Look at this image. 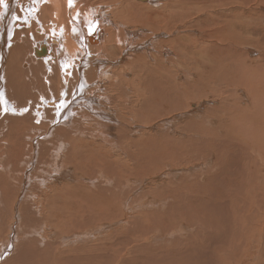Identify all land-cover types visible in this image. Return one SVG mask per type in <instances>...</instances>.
<instances>
[{
  "label": "bare ground",
  "instance_id": "1",
  "mask_svg": "<svg viewBox=\"0 0 264 264\" xmlns=\"http://www.w3.org/2000/svg\"><path fill=\"white\" fill-rule=\"evenodd\" d=\"M166 1L2 0L0 3V151L3 152L2 156L0 152V215L8 212L11 216L3 229V232L7 231L6 236L0 237V256L12 252L0 264L25 251L19 244L15 246V232L20 231L18 228L22 223L37 222L36 230L31 228L22 236H37L43 244L38 234L41 228H45L42 224L44 217L38 212L34 213H38L39 221L31 216L36 210L33 206L37 185L46 188L52 180L72 176L78 178L76 182L55 187V191L77 196L79 193L75 194L71 186L79 185V179L84 177V183L90 184L93 190L97 187V193L94 195L93 190H89L77 197L80 200L78 205L85 207L88 204L92 220L97 216L108 220L103 210L109 211L115 204L97 210L87 201L97 199L101 204L108 197L125 200L129 189L137 186V204L143 206L142 199H148L144 197L141 183L145 181L149 166L156 165L155 161L161 162L151 160L153 154L161 158V154L151 149H154L153 144L156 143L158 148L159 141L161 144L166 139L167 147L182 143L186 148L183 152L174 151L173 162L169 165L178 167L176 161L180 165L188 160L185 166L190 169L183 180L189 185L182 186V189L185 186L193 189L191 183L197 182L196 178L202 180L215 163L222 172L212 176L229 180L224 187L220 181L214 182L203 192L206 196L212 192L228 195L232 204L226 210L232 216L238 211L232 220L230 215L220 221V227L225 225L221 231L226 240L216 239L213 244H228L222 256L227 260L224 264L239 263L247 244L246 238L255 223L261 224L260 231L264 232V210H261L264 209V127H259V120L264 122V54L262 59L256 60L260 62L257 64L248 58L253 51L264 52V48L253 45L254 42L264 44V14L259 12V7L264 9V0L220 3L217 7H226L229 12L228 16H219L217 21L208 18L210 15L204 16L201 11L208 3L205 0ZM205 20L218 29H197L192 38L188 29ZM257 22L263 34L250 38ZM180 47L186 52L184 57ZM255 75L259 76V82H256ZM236 83L248 91L249 109L245 108L246 97L241 92L232 89L230 92V86ZM109 86L118 90L114 96L107 94ZM203 101L210 102L205 108L209 113L206 116L202 115L203 112L202 116L194 114L202 108L200 104L188 118L186 113L185 116L181 113L171 117L183 109L182 104L187 108L191 102ZM256 110L258 112L254 115ZM182 118L187 119L174 127ZM225 120L229 124L222 129L217 123ZM190 122H197L195 129ZM242 127L247 130L248 137L258 143L257 151L252 143L247 144L245 150L259 165L240 170L244 161L235 158L240 166L235 162L232 168L236 170L230 173L223 166L224 158L220 159L224 145L216 148L221 151L217 155H199L203 149L197 147L204 141L205 134H213L218 141L223 138L236 141L241 137L239 131L245 132ZM201 128H206L204 134L200 132ZM131 137H136L133 143H130ZM188 140L194 143H188ZM66 150L67 153L77 150V154H64ZM7 152L11 153L9 158ZM158 152H161L160 147ZM71 160L79 163L73 164V169L67 164ZM247 160L252 158L249 156ZM18 163L21 168L17 167ZM177 173L170 171L167 176H176ZM128 174L129 179L136 178L134 183L129 180L125 184ZM121 185L124 186L121 188ZM195 195L185 201L189 203L198 199L197 193ZM238 195L243 200L240 206ZM6 202L10 205L12 202L14 212L13 208L5 210L3 204ZM207 205H202L206 221L193 217L191 209L189 212L190 227L200 229V237L202 232L209 234L211 226L216 227L209 219ZM96 221L99 223L101 219ZM78 226L67 230L73 234L86 228L84 223L79 222ZM107 226L103 224L97 228L101 230ZM184 228H171V231H185ZM171 231L172 237L174 231ZM57 234L61 235V232ZM228 237L230 241H227ZM60 242L70 244L64 239ZM262 242L264 246V237ZM64 251L56 253L63 254ZM227 254L228 258L224 259ZM102 259L100 257L102 263L98 257L95 261L103 264ZM18 260L16 262L22 263L21 259ZM258 261L260 259L255 257V263Z\"/></svg>",
  "mask_w": 264,
  "mask_h": 264
},
{
  "label": "rangeland",
  "instance_id": "2",
  "mask_svg": "<svg viewBox=\"0 0 264 264\" xmlns=\"http://www.w3.org/2000/svg\"><path fill=\"white\" fill-rule=\"evenodd\" d=\"M205 1H207L208 3L204 5L205 9L201 10L205 13L204 16L210 15L208 18L214 21L220 20L219 16L221 15L225 14L226 16H228L227 12L229 11L227 10L226 7H217L218 4L226 2L227 0L225 1L205 0ZM160 2L165 3L167 1L160 0ZM251 4H254V2H252ZM180 11L182 12V10ZM259 12L260 14L263 15L264 9H262V7H259ZM258 25L259 24L257 22L254 28L252 29L254 33L251 34L250 38L262 36L263 31L258 28ZM202 28L208 29L210 31H212L213 29H218L217 27L213 26L210 21L205 20L204 22L203 21L196 22L195 25L190 27L187 32L191 35L192 38H194V35H196L195 31H197V29H202ZM253 45L264 48V44L260 42L257 43L254 42ZM180 49L181 52H183L184 54L183 57H184L186 55V52L183 49V47L182 48L180 47ZM263 54H264L263 51H253L252 54H248V58L249 60H254V62L257 64L260 62H256V60L258 58L262 59ZM238 70L241 72V68H239ZM255 77H256V82H259V76L255 75ZM215 85H217V82ZM231 89L233 91H236L237 93L241 92L246 97V101L244 102L246 107L243 104L241 105V107L243 108L245 107L249 109L250 108L249 102L247 103V101H249V96L247 93L248 91H246V89L242 86V84L236 83V85L230 86L229 89L230 92H232ZM106 92L108 95L114 96L115 93L118 92V90L112 86H109L106 89ZM242 99L244 98L242 97ZM182 101L184 102L183 99ZM209 103H210L209 101H203L198 103L191 102L187 108H185L184 105L182 104L183 109L181 111H178V113L173 114L171 117H175L176 115L181 113L182 116H185L184 113H186L188 118L191 116L192 111L196 109V106H199L200 104L202 105V108L198 111V113H194V114L200 115L203 112L202 115L206 116L209 113L206 111L205 108L207 105H210ZM257 112L258 110L254 111L253 112L254 115H256ZM224 118L228 119L226 117ZM186 119L185 118L180 119L179 123L174 124L173 126L178 127V125H182ZM164 120L166 121V119ZM190 123L192 128L194 127L195 129L196 126L195 124H197V122H190ZM217 124H220L223 129L228 127L229 121L225 120L224 122L222 123L218 122ZM259 127H264V122H262V119L259 120ZM205 129L206 128H201L200 132H203V130ZM242 129L245 130L246 134L243 131H239L241 137L240 139L239 138L236 139V141L232 140L231 138L229 140H224L223 138L224 136L221 137L223 138V141H218V139L213 138L214 137L213 134H209V133L205 134L204 141L201 142L202 144L200 143L197 147L203 149L201 152H199V155L201 157L205 156V154L208 153L212 155L213 154L217 155L221 151L217 150L216 148H218L221 145H224L223 146L224 151L222 152L223 155L220 156V159L224 158L223 166L228 170H230V173H232L233 169L236 170V168H232V167L235 166L234 164L235 162H237L238 159L244 161L243 169L240 170H250L251 169L250 167L259 165L258 161L255 160V158L251 156L249 152L246 154L247 151L245 150L246 147L248 148L247 144L251 145L252 143V145L255 147V150L257 151V148H259L258 143L253 141L251 139L252 138L251 136L248 137L247 130L245 128L242 127ZM240 134H238V136H240ZM206 138L208 139V141L206 140ZM135 139L134 137H131L130 143H133L132 141ZM189 141L190 140H188L187 142L192 144L194 143V141L192 142V140L190 142ZM197 142L195 141V143ZM167 143H168L167 139L161 141V144L159 141V147L161 149V152H158L159 147L158 148L155 147L156 143L153 144L154 149L153 148L151 149L152 152L161 154V158H157L156 157L157 155L153 154L151 160L159 159L161 162L157 163L155 161L154 163H156V165L158 164L157 166L156 165L149 166L150 168L147 171V175L146 177H144L145 181L141 183L143 187L141 190L145 194L144 197L148 199V200L144 198L142 199V201L145 203L143 206L137 204L136 195H138V191L135 192L137 186L136 187L133 186L132 188L129 189V192L126 195L125 200L108 197L106 198V201H101V204L98 203L97 199H92L90 201H87L92 208L97 210H103L104 207H109V205L115 204L112 208L109 209V211L103 210L104 214L108 215L107 217L108 220H102L101 216L100 217L97 216L92 220L90 218V213H89L90 210L88 208V204L85 207L83 205L80 206L78 205V201L80 200H78L77 197L87 193L89 190H93V187L90 184L84 183L85 181L84 177L79 179V185L71 186V188L74 189L75 194L79 193L77 196L71 194L64 195L59 191H55L56 189L55 187H59L63 184H67L70 182H76L78 178H74L72 176L65 177L62 179L52 180L51 182H48L46 184V188H43L41 186L39 187V185H37V187L35 188L36 191L34 192L35 205L33 206L34 208H36V210L35 209L33 210V215L31 214V216L36 217L38 221L39 218L36 216L38 215V213H40V215L44 217V219L42 220V224L45 226V228L44 229L41 228L40 229L41 231L38 234L43 239L42 241L43 244L42 245L40 244L41 239H38L37 236H30V237L22 236V235H26V233L30 231L29 229L31 228H35L36 230L37 222L31 220L25 225L21 221L22 223L21 227L18 228L20 231L17 232L16 230L15 232V234H17L15 235V241H16L15 246L19 244L21 247H24L25 251L17 254V257L16 255H12L9 258V260H7L4 263L5 264H17V263L18 264H100L99 263L101 262L100 257L102 259L105 256L102 259V261H104L103 264H222V263L224 264L227 260H223L222 256H223V252L228 249V244H218V243L217 245L216 244L213 245V244L217 242L216 239L221 242L226 240V236H224L223 231H221L222 229L225 228V225L223 224V228L220 227V221H222V219H224L225 217H229L230 215L231 216L229 217V219L231 218L230 220H232L234 216L237 217L236 215L238 214V211H235L234 215L232 216V214H229V211L226 210L227 209L226 207L228 206V208L229 207L231 208V204H232L229 198L227 197L228 195L222 196L219 193L212 192V194L206 196L205 194L203 195V192H206L207 189L211 188L214 182L220 181L221 182L220 184H222L224 187V185L227 184L229 180H226L223 176L220 177V180L215 179L214 176H216V173L222 172V169L220 167L218 168L215 163L214 168H211V170H209L206 173V175L203 177L202 180H198L196 178L197 182H192V181L189 182V183L192 182L191 184L194 185L192 187L193 189H189L188 186H185V188L182 189V186L189 185L188 183H186V181L183 180V178L185 177L184 174L188 172V169H190V167H187L188 165L185 166V163H187L188 160L180 165L176 163L177 162L176 161L175 166L178 165V167H174V166L170 167L169 165L173 162L171 161V158H173V155L175 154L174 151L183 152L186 151V148L185 145L182 143L180 145L174 144L175 147L172 146V148H170L167 147L169 145V144L167 145ZM134 144H137V142L136 143L134 142ZM100 147L103 148V146ZM230 149H233V152ZM0 152L2 156L3 152L2 151ZM74 152L77 154V150L75 151L70 150L68 153L66 150L64 154L75 155ZM4 153H6V151H4ZM10 154H11L10 152H7L8 158ZM249 156L252 158L251 161L247 160V157ZM177 157H180V155ZM235 158L237 159L236 161L234 160ZM195 162L196 161H194L193 163ZM67 164H69L71 169H73L74 167L73 164H79V163L77 162V160H71L68 161ZM228 165L229 167H227ZM19 166L20 168L22 167L21 164H19L17 167ZM236 166H240V163H238ZM261 169L263 168L261 167ZM235 170H233V172ZM100 171L103 172L102 170ZM170 171H178V173L176 176L168 177L167 175L170 174ZM209 178H211L210 179L211 181H208ZM127 179L128 180L125 182V184H128L129 180L131 181V183H134L133 181L136 180V178L129 179V174L127 175ZM182 182L183 184H181ZM87 183H90V181ZM123 186L124 185H121V188ZM95 189H97V187ZM95 189L93 190L94 195L97 193ZM37 191L40 194L37 193ZM42 191H44L45 193L43 194ZM5 192L6 193L8 192V188H6ZM182 193H184V195ZM196 193L198 198L195 199L196 201L193 199L189 201V203L185 201L189 196L190 197L196 196L195 195ZM178 197L180 199H178ZM206 197L210 198L208 202H207L208 198ZM236 198L239 200L238 203L240 206L243 200L240 199L241 198L240 195H238ZM173 199H175V201L171 203V200ZM183 200L185 202L182 203ZM84 201L86 200H83V202ZM201 201L203 203L209 204L207 206L210 208V211L206 210L209 213V217H210L209 219H211L213 225H216V227H218L220 230H218L216 227L211 226L210 229L211 228L212 229L210 230V233L207 234L206 231L202 232V236L200 237L199 236V233H201L200 229L196 227H190V221L188 220V217L189 215L192 214L193 217L194 215L196 218L198 217L197 220L198 219L203 221L207 220L202 207L203 203ZM227 201L230 203H227ZM52 204H54L55 206H52ZM123 204H126V206L124 207ZM11 205L9 204V202H6L5 204H3V207L5 208V210L6 209L10 210L11 208H13V212H14L15 208ZM220 207L222 210L221 209L219 210ZM190 209H191V214L189 213ZM261 210L264 209L261 208ZM34 212H38V213H34ZM7 213L8 212H5L0 215V237H5L7 234V231L3 232V229L6 227V220L11 217L10 214ZM200 213L201 214L203 213L204 219ZM180 216L181 218L183 217L182 220ZM97 219H101V222L98 223L96 221ZM194 220L196 219L194 218ZM79 222L84 223V225H86L85 226L86 228L79 230L73 234H70L68 231L69 228L71 229V228L79 227L78 226ZM103 224H107L109 226L99 230L97 227ZM184 226H185L184 228L185 231L183 230L171 231V228H175L176 230L177 228L180 229L183 228ZM65 227L67 228L65 229ZM188 227H190V230L187 229ZM261 228L262 225L259 223H255V225L251 228L252 233L246 238L247 241V244L245 246L246 249L244 248L243 255L240 258L238 264H264V246L262 242L264 237V232L261 233L260 231ZM58 231L61 232V235L57 234L59 233ZM63 231L67 232L68 234H65V232ZM170 231L171 232L174 231L172 233L173 234L172 237ZM77 236H80V238H77ZM228 238L227 241H230L231 238L230 237ZM61 239H64L66 243H70V244L67 245L64 244L63 242H60ZM116 244L117 246L114 247V245ZM201 244L202 246H199ZM45 245L48 251L45 249ZM248 247L250 248V250H248ZM9 248H11V246H9ZM212 249L214 250L212 251ZM62 250L63 251L65 250L63 254L56 253V252L60 253L62 252ZM11 253L12 252L9 251L8 253H6L7 255L6 254L1 255L0 262L1 261L3 262L6 258H8ZM97 257L100 260V261L98 260L99 262L95 261ZM255 257H258L260 261L255 263ZM226 258H228V254L227 256H225L224 259ZM20 259L22 260V263L16 262V260L20 261Z\"/></svg>",
  "mask_w": 264,
  "mask_h": 264
},
{
  "label": "snow or ice",
  "instance_id": "3",
  "mask_svg": "<svg viewBox=\"0 0 264 264\" xmlns=\"http://www.w3.org/2000/svg\"><path fill=\"white\" fill-rule=\"evenodd\" d=\"M0 3H2V0H0Z\"/></svg>",
  "mask_w": 264,
  "mask_h": 264
}]
</instances>
